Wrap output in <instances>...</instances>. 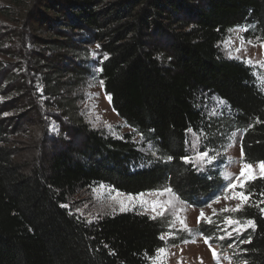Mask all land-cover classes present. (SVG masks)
Wrapping results in <instances>:
<instances>
[{
	"label": "trees",
	"instance_id": "1",
	"mask_svg": "<svg viewBox=\"0 0 264 264\" xmlns=\"http://www.w3.org/2000/svg\"><path fill=\"white\" fill-rule=\"evenodd\" d=\"M4 1L0 264H150L164 246L158 220L124 212L89 223L67 207L68 197L98 185L136 196L167 182L184 202L205 206L220 182L193 173L184 160L188 133L207 131V97L227 104L238 124L255 123L244 130L242 161L264 163V91L249 66L224 58L219 49L239 27L247 29L245 38L254 32L264 42V0H113L108 7H101L103 0ZM94 44L106 57L99 79L113 110L150 136L164 161L147 162L130 135L105 137L76 117L71 94L92 72L87 47ZM39 85L60 99L59 111L78 122L84 140L80 152L65 146L45 170L29 176L12 157L7 124L11 108L33 110ZM242 190L248 203L225 215L253 226L242 238L238 261L264 264V175ZM210 224L196 232L223 252Z\"/></svg>",
	"mask_w": 264,
	"mask_h": 264
},
{
	"label": "rangeland",
	"instance_id": "2",
	"mask_svg": "<svg viewBox=\"0 0 264 264\" xmlns=\"http://www.w3.org/2000/svg\"><path fill=\"white\" fill-rule=\"evenodd\" d=\"M112 1L103 0L101 7H108ZM4 3L9 4L0 0V5ZM0 22H8L1 13ZM246 31L243 27L230 30L220 42L219 49L224 58L249 66L258 86L264 91V42L254 32L250 33L249 39L245 38ZM160 41L166 45V40ZM87 51L92 61V72L71 94L76 117L90 131L105 137L123 139L130 135L147 162L164 161L154 140L138 134L113 110L99 79L101 65L106 58L99 44L88 46ZM36 88L37 103L33 110L11 108L7 124L12 157L24 175L29 176L36 168L47 167L53 154L65 146L80 152L84 140L78 122H72L59 111L56 101L60 99L48 97L40 85ZM64 96L66 94H61L60 98ZM202 108L207 131L188 133L184 165L193 173L208 177L209 182H213L212 177L220 182L214 198L205 206L184 202L166 182L157 191L136 196L114 191L105 185L79 189L74 196L68 197L67 207L89 223L124 212L147 214L158 220L163 228L164 246L150 264H240V243L253 226L225 215L248 203L249 198L242 190L244 185L264 175V163L245 164L242 161L244 130L255 123L238 124L236 114L216 97L204 99ZM262 204L264 208V199ZM204 222H211L212 240L224 245L223 252L196 232Z\"/></svg>",
	"mask_w": 264,
	"mask_h": 264
}]
</instances>
